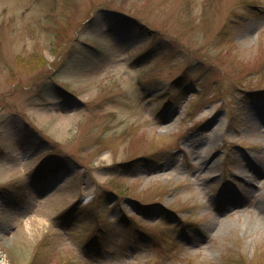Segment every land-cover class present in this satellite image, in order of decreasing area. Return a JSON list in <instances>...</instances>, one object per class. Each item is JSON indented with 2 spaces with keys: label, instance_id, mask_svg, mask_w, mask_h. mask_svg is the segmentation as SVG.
I'll return each instance as SVG.
<instances>
[{
  "label": "rangeland",
  "instance_id": "obj_1",
  "mask_svg": "<svg viewBox=\"0 0 264 264\" xmlns=\"http://www.w3.org/2000/svg\"><path fill=\"white\" fill-rule=\"evenodd\" d=\"M0 264H264V0H0Z\"/></svg>",
  "mask_w": 264,
  "mask_h": 264
}]
</instances>
